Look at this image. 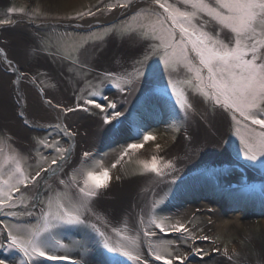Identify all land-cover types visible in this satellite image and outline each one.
<instances>
[{
	"label": "rangeland",
	"instance_id": "obj_1",
	"mask_svg": "<svg viewBox=\"0 0 264 264\" xmlns=\"http://www.w3.org/2000/svg\"><path fill=\"white\" fill-rule=\"evenodd\" d=\"M124 2L125 0H0V20L7 19L14 22L0 24V41L3 40V31L19 27L24 28L23 31L27 32L26 36L29 38L26 66L16 61L12 62L17 67V74L8 73L9 76H14V79L10 76L8 84L10 97L0 102L1 106V103H6L4 111H12L8 116L0 114V149H2L0 164L5 165L4 179H8V172L12 168V165L7 163L9 157L19 160L25 173L30 177L35 176L38 171L41 177L35 184L29 181L27 188L21 186L19 192L12 193L13 203L17 207L0 211V220L7 224L14 234L27 238L26 233L18 232L15 227L20 221H27L31 227L38 226L37 218L40 217V209L46 210L49 198L54 197L57 192L65 191L64 185L59 184V181L67 182L68 177L73 175L74 168L85 172L102 173L105 169L109 171L107 188L100 189L101 194L95 198L94 212L101 216L100 200L106 199L107 193L114 191L112 187L117 186V183L111 180V172L117 175L120 173L118 185L121 183L126 185L138 180L148 182L156 180L158 176L154 173H146L141 162H150L152 157L156 156L161 165L182 136H185L186 122L173 121L170 105L165 103L158 93L151 91L148 84L141 83L136 89L145 84L143 91L133 95L134 97H129L127 95L132 85H122L125 91L121 92L104 78L105 72H115L118 75H123L126 71L131 72L133 61L141 58L145 52L151 51L146 48L149 41H138L133 30L141 24L146 25L154 21L157 17L146 18L143 14L137 16L132 10L124 18L115 21L121 13L118 5ZM167 2L172 3L173 0H167ZM177 6L180 5L177 4ZM148 7L149 4H145L139 8L147 9ZM153 8L158 13L163 12L158 5H153ZM107 16L109 18L101 20ZM93 17L99 20L84 25ZM68 23H74V25L70 27ZM100 37L102 39H99ZM2 60L3 55H0V67ZM149 63L157 70L161 79V84L158 86H162L164 81L171 78L178 82V87L185 88L193 97L192 91L182 83L190 79L192 73L182 69L179 74L171 73L170 75L159 56H152ZM4 64L7 66L5 62ZM116 66L124 67V70L117 71ZM6 70L12 72L9 67ZM25 82L34 87L45 101L63 98L75 103V107L76 105L86 106L89 109L87 112L84 111L87 116L104 122V112L95 108L94 105H85V101L92 98L91 93L97 92L99 94L94 99L105 105L108 101L115 102L116 111L124 113L126 122L120 124L113 120L111 124L120 128L116 129L109 138L101 140L99 146L95 148L81 147L79 139L76 138L78 133L75 126L69 121L66 122L65 119L50 120L47 124L53 123L49 126H32L26 129L27 126L24 124L28 120L25 115L26 100L21 98L19 90ZM105 95L108 101L102 100V96ZM194 97L200 98L199 102H202L201 97ZM204 104L206 107L209 106L207 103ZM106 111L110 113L113 110L106 109ZM225 114L227 127L223 144L230 153L231 159H225L223 156L227 155L220 152L221 155L219 154L218 157L213 156L209 162L184 176H181L183 174L175 175L177 178L174 183L171 178L154 191L151 204L153 201L158 202L154 215L157 222L163 221L164 232L147 223L150 214L145 219L144 226L139 229L121 228L118 225L106 228L113 240L120 238L112 231L113 228L120 229L122 235L130 237H134L144 228L154 231L156 235L151 237L143 236L141 233L139 252L148 260V264H163V261L154 259L153 253L156 251L171 259L173 264H180V261L175 259L177 256L183 258V264H264V172L258 168L247 167L251 162L244 159L242 152L239 157L237 156V151L242 150L243 145L236 134L237 128L240 135L245 136L251 128L257 131L260 129L258 125H251V121L237 125L231 120L229 114ZM121 119L122 117L119 118ZM34 123L37 124V122ZM65 126L76 135L74 137L66 135ZM139 133H148L155 138L144 141ZM40 141L54 146L44 147L39 143ZM131 143L143 146L138 150H131L127 147ZM70 145L73 150L70 158L63 164L61 172L52 176L51 173L42 171L49 166L56 167L51 165L53 159L60 163L61 153L56 151V147L67 149ZM126 150L127 155L121 158ZM84 152H89L90 156L82 165L80 161L83 159ZM113 164L116 166L113 167ZM239 166L256 176L251 184L255 187L251 191L246 190L251 185L246 183L245 174L241 172ZM45 175L49 178L46 183H42ZM76 179L78 181L82 179L79 172L76 173ZM12 182L14 181H10ZM68 191L74 194V189H68ZM37 192L39 196L36 195ZM195 199L209 201L211 205H219L221 210L228 207L226 216L250 206L248 208L251 210H248L244 218L245 223L248 224L240 229L235 228V231L230 234L215 233L212 211L196 212L190 216L184 213ZM63 202L67 204L66 199ZM53 207L55 208V205ZM26 210L32 211L33 216L12 217L5 214L9 211L24 212ZM178 215H181L179 219H177ZM92 222L96 223L97 220L92 218ZM179 224H183L187 231L181 233L171 230L173 225ZM39 225L42 226V220L39 221ZM0 228H3V224H0ZM203 237L208 239H202ZM58 238L66 247L59 249L55 254L66 255L70 259L47 261L40 258L41 264H103L102 254L105 250L102 245H92L83 231L69 230ZM0 240H3V236H0ZM85 247L90 251L85 252ZM216 247H221L228 253L216 259L217 256L214 253ZM197 249L202 250L201 254L196 253ZM46 251L51 250L46 249ZM21 258L22 253L17 249H0V260H3L4 264H20ZM123 259L126 264H135L127 258Z\"/></svg>",
	"mask_w": 264,
	"mask_h": 264
},
{
	"label": "snow or ice",
	"instance_id": "obj_2",
	"mask_svg": "<svg viewBox=\"0 0 264 264\" xmlns=\"http://www.w3.org/2000/svg\"><path fill=\"white\" fill-rule=\"evenodd\" d=\"M146 2L149 4L147 9L139 8L138 0H125L118 6L125 10L132 8L137 16L143 14L146 18L157 17L154 21L146 25L141 24L133 30L138 41H149L146 48L151 51L145 52L141 58L133 61L131 72L126 71L123 75L105 72L104 78L121 92L125 91L122 86L124 84L133 86L130 91H134L141 83L148 84L151 91L158 93L159 97L170 105L173 121L187 122L194 113L188 90L178 87V82L171 78L164 81L162 86H158L161 84V79L149 60L152 56H159L170 75L179 74L182 69L192 73V77L182 83L188 86L193 96L201 97L202 102L207 103L215 112L221 115L229 114L237 125L251 121V125L259 126V131L251 128L246 136L240 135L237 128L236 134L243 145L242 150L237 151V156L239 157L242 152L244 159L251 162L247 167L258 168L264 172V0H173L172 3H168L167 0L165 2L146 0ZM153 5H158L163 12H156ZM11 23L14 22L7 19L0 20V24ZM153 41L160 43H152ZM0 55H3L9 67H12V61L7 59V54L2 48ZM98 94L92 92V98L86 100L85 105H94L104 112L103 119L106 124H110L113 120L122 123L119 118L123 117L124 113L116 111L117 104L108 101L106 95L102 96V100L108 101L107 105L96 101L94 97ZM45 102L52 104L51 100ZM55 107L60 108L65 114L77 110L89 111L83 105L63 108L57 104ZM106 109L113 111L109 113ZM64 132L70 137L76 135L67 126ZM185 132H187L186 128ZM139 134L144 141L155 138L148 133ZM185 138L191 139L188 136ZM39 143L44 147L54 146L45 141ZM142 146L131 143L127 147L138 150ZM72 150L71 145L67 149L56 147V151L61 153L60 163L53 159L51 165L56 167L49 166L42 171L56 176L62 171L63 164L70 158ZM123 155H127V150L121 158ZM89 156V152H84L80 164H85ZM7 163L12 165L8 179H4L5 165L0 164V211L17 207L13 203L12 193L19 192L21 186L27 188L29 181L35 184L37 179H41L39 171L35 176L27 175L19 160L9 157ZM141 163L146 173H154L158 177L170 174L166 173L164 168L172 170L175 167L171 161L161 167L156 156H153L150 162ZM77 172L82 177L80 181L76 179ZM48 178L45 175L42 183H46ZM108 178L107 169L97 173L74 168L73 175L68 177L67 182L59 181V184L64 185L65 191L57 192L54 197H50L46 210L40 209L37 227H31L27 221H20L15 225L18 232L27 234V238L14 234L9 226L0 220V224H3V228H0V236H3V240H0V249H17L22 253L20 264H41L40 258L47 261L67 260L70 257L55 254L59 249L66 247L58 237L69 230L83 231L92 245H102L105 250L102 254L103 264H126L123 258L134 261L135 264H148V260L139 252L141 233L143 236L151 237L156 235L154 231L144 228L134 237H130L122 235L120 229L113 228L112 231L120 237L113 240L106 231L92 222L95 214V198L101 194L100 189L107 188ZM10 181L14 182L10 183ZM172 182H175V178ZM254 187L251 185L246 190L251 191ZM68 189H74V194H70ZM36 195L39 196V192ZM65 199L67 204L63 202ZM157 203L153 201L149 207L150 219L147 223L164 232L163 221L157 222L154 215ZM5 214L12 217L33 216L30 210L9 211ZM41 220L42 226L39 225ZM139 222L143 224L145 221L140 219ZM171 230L181 233L187 231L183 224L173 225ZM88 251L90 249L85 247V252ZM201 251L197 249L196 253L201 254ZM153 255L155 260L163 261V264H173L171 259L161 255L159 251L154 252ZM175 259L183 264L182 257L177 256ZM0 264H4V261L0 260Z\"/></svg>",
	"mask_w": 264,
	"mask_h": 264
},
{
	"label": "bare ground",
	"instance_id": "obj_3",
	"mask_svg": "<svg viewBox=\"0 0 264 264\" xmlns=\"http://www.w3.org/2000/svg\"><path fill=\"white\" fill-rule=\"evenodd\" d=\"M117 14H119V12H117ZM107 18H109V16L101 18V20ZM96 19L97 18L94 17L88 19L84 25L99 20ZM23 29V27H19L3 31V40L0 41V48H2L4 53L7 54L8 60L12 62L16 61L20 65L26 66L29 38H27V32L23 31ZM124 57L126 58V56ZM2 61V66L0 67V102L2 99L6 101V99L10 97L8 84L10 82V76L13 77V79L14 76H9L8 73L17 74V67H15V65L12 64V67H9L8 63L4 60V57ZM8 67L12 72H7L6 68L8 69ZM123 68L124 67L119 66L115 67L117 71L124 70ZM145 86V84H142L136 90L129 91L127 96L131 97L137 93L139 94ZM19 90L21 98L26 100L25 115L28 118V120H26L27 123L24 122L27 126L26 129L32 128V126H49L53 123L47 124L50 120L65 119L66 122L69 121L70 124L75 126V130L78 133L76 138L79 139L81 144L79 145L81 147L95 148V146H99L98 144L101 140L109 138L114 134L116 129L120 128H116V126L111 123L106 124L101 119L91 118L81 110L65 114L60 108L55 107V105L59 104L63 108H75V103L63 98H57L51 100L52 104L49 105L45 102L44 97H41L39 92L30 84L27 85L26 82L25 85L22 86V89ZM189 98L193 103L194 113L191 116V119L186 122L185 128L187 129V132H185V136H182V139H180L179 143L175 145V148L168 153L166 159L163 160L161 164L162 167L166 162L171 161L175 166L174 169L169 170L164 168L163 170L170 174L164 177H157L156 180H150V182L138 180L133 181V183L129 182V184L126 185H121L122 183L118 185L117 181L120 180V173L117 175L115 172H111V180L115 181L117 186L112 187L114 191L108 192L106 199L100 200V213L102 217L97 214H94L92 217L94 220H97L96 224L102 230L106 231V228L112 225H118L121 228H142L145 222L141 224L139 221L140 219L145 221L149 216L151 198L158 186L164 182H168L171 178H177L175 175L183 174L181 176H184L196 170L204 163L209 162L213 156L218 157L221 153L227 155L223 156L225 159H231L230 153L225 149L223 144V141L226 138L227 115H221L218 112L212 111L209 106L206 107L204 103L199 102L201 100L200 98L192 97L191 94H189ZM1 104L0 114L3 116H8V114L11 115L12 111H4L6 103L4 102ZM17 121L18 125H20L18 119ZM121 121L122 123L120 124L126 122L125 116L122 117ZM34 122H37V124ZM57 122L62 123L61 121ZM186 136L191 139H186ZM239 168H241V172L245 174L246 183L251 185L255 180V174L249 172L244 167L239 166ZM248 207L241 211H236L234 214L229 213V216H226L225 214L227 213L228 207L223 209V211L219 205H211L209 201H199L198 199H195L192 201V205L186 208L184 213L186 216H190L194 215L196 212L206 213L208 210L212 211L214 213L212 215V220L215 225V233L226 235L235 231V228L240 229L247 226L248 223H245L244 218L248 210H251V208ZM179 217H181V215H178L177 219H179ZM202 239H204V237ZM215 249H218L219 251L218 253L217 251H214L217 256L216 259H220L225 255L223 248L216 247L214 250Z\"/></svg>",
	"mask_w": 264,
	"mask_h": 264
},
{
	"label": "water",
	"instance_id": "obj_4",
	"mask_svg": "<svg viewBox=\"0 0 264 264\" xmlns=\"http://www.w3.org/2000/svg\"><path fill=\"white\" fill-rule=\"evenodd\" d=\"M138 4H139V7H142L145 4H148V2H146V0H138ZM132 10H133L132 8H128L127 10L120 8L119 11L121 13L118 15V17L116 16L117 18L115 19V21L124 18L126 15L130 14ZM67 25L71 27L74 25V23H68Z\"/></svg>",
	"mask_w": 264,
	"mask_h": 264
}]
</instances>
